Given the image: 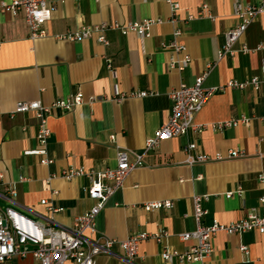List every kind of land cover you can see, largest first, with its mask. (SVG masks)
Instances as JSON below:
<instances>
[{
  "label": "crops",
  "instance_id": "0c3cea01",
  "mask_svg": "<svg viewBox=\"0 0 264 264\" xmlns=\"http://www.w3.org/2000/svg\"><path fill=\"white\" fill-rule=\"evenodd\" d=\"M14 1L0 0L8 4ZM47 1L54 9L46 25V38H30L23 13H0V210L12 208L42 225L71 228L75 218L96 203L86 193L88 181L63 180V169H115L119 146L132 155L144 156L145 166L131 173L124 187L108 201L95 221L97 236L119 241L139 233L163 232L166 236L160 242L142 243L133 263L115 247L112 254L98 256L96 264H180L176 260L168 263L161 255L166 250L185 251L196 244L179 238L197 228L192 204L195 196L208 197L202 203L208 213L205 226H211L215 219L228 225L249 212L264 211V85L259 91L248 84L244 89L216 94L196 117L200 125L244 118L252 119L251 125L223 131L208 128L199 136L189 133L145 154L147 140L170 118V93L183 85L193 86L207 65L213 64V69L206 87L261 77L264 15L249 26L235 45V54L218 62L226 32L239 23L235 9L257 5L260 0H178L181 11L176 23L170 22L171 10L164 0ZM203 5L209 7L214 20L199 17ZM147 20L163 21L152 28L149 38L134 33L123 36L115 29L106 32L107 45L96 38L78 43L55 38L83 26L108 23L123 27ZM177 30L182 32L180 43L192 59L183 72L170 68L171 62L181 57L163 48ZM116 91L152 95L117 102ZM77 93H83L86 101L97 100L50 116L48 153L54 163L43 166L40 157L26 155L37 147L35 115L17 114L13 119L9 115L22 101L51 106ZM111 136L116 137L115 143ZM193 143L198 145V152L213 160L231 152L244 156L189 166L183 149ZM52 175L58 178L48 182ZM237 190L242 191L241 196L226 198ZM43 201L63 212L50 214ZM166 201L173 202L171 210L148 213L143 209L146 204ZM212 242L213 254L192 264H264V235L257 232L243 236L220 233ZM242 246L248 247L247 255ZM5 264L36 261L32 256L14 257Z\"/></svg>",
  "mask_w": 264,
  "mask_h": 264
},
{
  "label": "built area",
  "instance_id": "2783aa9c",
  "mask_svg": "<svg viewBox=\"0 0 264 264\" xmlns=\"http://www.w3.org/2000/svg\"><path fill=\"white\" fill-rule=\"evenodd\" d=\"M171 10V23L179 20V12L181 5L178 0H164ZM53 7L47 0H16L11 4L0 2V13L11 14L17 16L24 14L25 22L30 31V38L37 40L48 37L46 25L51 21ZM236 16L239 20L238 25L228 30L225 34V44L218 53V62L227 56L235 54L234 47L244 37L252 22L261 15H264V0H260L257 5L244 7L238 6ZM199 17H208L214 20L209 13V7L203 5L199 11ZM189 17L188 20H192ZM163 24V21L147 20L140 23H133L126 26H111L108 23L99 26H83L75 32H68L64 35L55 37L60 41H68L78 43L88 39L96 38L103 45L108 44L105 36L106 32L115 29L121 32L123 36L134 33L142 38H149L151 30L157 25ZM182 32L177 30L173 33L171 43L164 44V49L172 50L181 57L180 61H172L170 68L183 72L191 63L192 59L187 53L186 47L180 43ZM260 48H264L262 45ZM248 51V49H244ZM108 69L112 71V65L107 64ZM213 69V64L206 67L191 87L182 86L173 90L169 97L172 101V112L166 124H164L154 135L147 140L145 154L154 152L159 149L163 142L174 138L188 135L189 133L199 136L208 128L223 131L227 128H234L240 124L251 125L252 119L244 118L240 120H232L224 123L212 125H200L196 122V117L202 112L210 99L227 89H244L248 84L252 85L256 91L264 85V59L262 61L261 77H254L249 82L239 83L231 81L220 87H206L205 83ZM148 92H134L131 94L115 93V100L121 102L128 97L146 98L151 96ZM96 98H90L86 101L83 93L71 95L68 99H62L54 102L51 106L44 105L41 101L19 102L14 111L10 113L13 119L17 114L33 113L38 121L37 131V147L27 151L26 155H34L40 157V163L43 166H49L54 163V159L49 157L48 144L51 137L49 127V118L53 113H68L75 111L76 108L85 103L92 104ZM3 113L0 112V120ZM113 143L116 137L109 138ZM117 166L115 169H105L102 171H86L84 169H66L62 171L61 178L63 180L72 181L78 178H85L88 181L86 193L96 204L87 213L75 218L71 228H60L55 226H45L40 222L29 218L28 216L16 211L12 208L0 210V264H5L14 257L25 258L32 256L36 264H96L95 260L100 255H110L115 247H118L124 253L126 259L133 263L139 257V250L142 243L149 240L160 242L166 233L161 235H151L149 233H139L129 237L125 241L111 239L105 236H97L96 220L104 210L108 201L124 187V184L131 173L145 166L144 156L132 155L126 149L117 146ZM186 154L185 163L189 166L196 164L208 163L210 161H225L244 156L239 152H231L227 157L218 155L216 159L198 152L196 143L190 144L183 149ZM58 178L57 175L49 177L48 182ZM2 175H0V180ZM263 181V177H261ZM13 193V191L11 192ZM235 195L241 196L242 191L237 190L226 195L227 199H231ZM208 197L195 196L193 201L194 219L196 222V230L192 233H183L179 238L183 242L195 241L196 244L185 251L166 250L162 253V259L168 263L174 260L180 264L200 263L208 259L214 252L213 239L220 233L226 235L243 236L246 233L257 232L264 235V211L249 212L246 217L231 223L222 224L218 220H214L211 226H205L203 220L208 214L204 209V201ZM264 202V201H263ZM43 205L48 206L50 214H58L63 209H57L48 201H43ZM173 202H155L146 204L143 209L150 213L161 210H171ZM244 254L249 253L246 246L241 247Z\"/></svg>",
  "mask_w": 264,
  "mask_h": 264
}]
</instances>
